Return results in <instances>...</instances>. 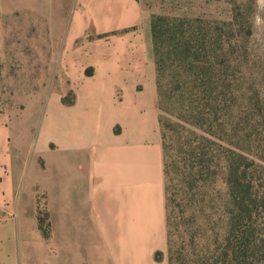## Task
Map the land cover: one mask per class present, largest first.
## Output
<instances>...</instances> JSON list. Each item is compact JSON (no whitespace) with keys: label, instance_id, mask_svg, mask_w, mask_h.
<instances>
[{"label":"crops","instance_id":"1","mask_svg":"<svg viewBox=\"0 0 264 264\" xmlns=\"http://www.w3.org/2000/svg\"><path fill=\"white\" fill-rule=\"evenodd\" d=\"M30 1L69 9L70 38L77 29L93 35L92 71L71 77L72 101L48 115V135L63 153L64 223L51 224L63 234L53 239L38 228L34 192L15 187L8 115L0 111V264H167L154 258L167 244L150 14L138 0H0V7ZM13 199L14 215L28 210L27 222L9 220Z\"/></svg>","mask_w":264,"mask_h":264},{"label":"trees","instance_id":"2","mask_svg":"<svg viewBox=\"0 0 264 264\" xmlns=\"http://www.w3.org/2000/svg\"><path fill=\"white\" fill-rule=\"evenodd\" d=\"M233 26L164 14L150 20L167 264H264V228L257 221L264 215V164L248 157L249 138L239 135L230 113ZM43 220L39 212L38 228L48 238Z\"/></svg>","mask_w":264,"mask_h":264},{"label":"rangeland","instance_id":"3","mask_svg":"<svg viewBox=\"0 0 264 264\" xmlns=\"http://www.w3.org/2000/svg\"><path fill=\"white\" fill-rule=\"evenodd\" d=\"M138 1L150 17L164 14L234 24L230 113L239 121V135L249 138L248 157L264 164V128L259 124L264 113V0ZM27 4L0 7V111L8 115L9 155L20 183L15 187L34 192L36 223L41 212L44 228L50 225L49 237L41 235L50 240L63 234L51 232V224L64 223V199L59 188L63 153L48 135V115L55 106L72 101L71 77L92 71L88 63L92 61L89 47L94 46L89 38L93 35L77 29L70 38L63 23L69 9L49 8L47 2ZM258 170L255 167L250 175L258 178ZM8 205L9 220L27 222L28 210L17 217L12 211L18 207V212L19 200H10ZM257 221L264 228V215ZM165 254L166 249L163 258Z\"/></svg>","mask_w":264,"mask_h":264}]
</instances>
